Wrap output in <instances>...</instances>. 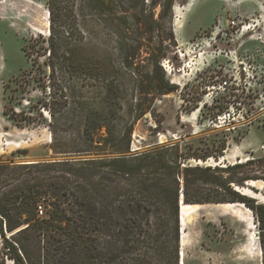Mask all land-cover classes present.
<instances>
[{
  "label": "rangeland",
  "instance_id": "374dc122",
  "mask_svg": "<svg viewBox=\"0 0 264 264\" xmlns=\"http://www.w3.org/2000/svg\"><path fill=\"white\" fill-rule=\"evenodd\" d=\"M190 1L173 0V9L159 18L161 0H114L111 15L93 11L86 0H0V160L43 161L64 157L54 150L82 149L84 118L97 106L104 108L116 134L129 126L137 76L121 63L127 24L120 16L133 2L153 9L160 23L138 38L133 68L145 79L150 52L162 48L159 67L176 90L142 103L130 151L177 148L193 164L243 163L231 172L233 178L248 176L262 187L248 180L236 186L257 194L259 198L245 196L264 204V0H193L188 5ZM181 24L182 38L177 39L174 28ZM49 35L59 50L76 41L73 55L96 64L100 72L77 68L69 73L61 62L54 70L46 68L39 45L45 46ZM50 95L53 115L45 105ZM97 132L96 137L107 135L105 127ZM95 144L105 151L112 146L103 140ZM208 153L213 155L206 160L193 157ZM200 205L183 226L184 264H263L249 208ZM0 264H12L1 238Z\"/></svg>",
  "mask_w": 264,
  "mask_h": 264
},
{
  "label": "trees",
  "instance_id": "16d2710c",
  "mask_svg": "<svg viewBox=\"0 0 264 264\" xmlns=\"http://www.w3.org/2000/svg\"><path fill=\"white\" fill-rule=\"evenodd\" d=\"M86 2L100 15L115 13L114 0ZM159 8L160 18L162 12L173 9V0H161ZM120 18L127 24L121 63L137 76L130 124L116 134L104 108L97 106L84 118L82 149L54 150L64 157L43 161L0 160V238L6 256L12 264H180L181 194L185 204L242 203L255 216L264 251V204L234 188L253 180L233 178L231 172L243 163L193 164L185 161L191 156H183L177 148L130 151L132 126L143 114L142 103L155 94L172 93L176 86L159 67L165 56L162 48L150 52L145 79H139L140 72L133 68L139 55L138 38L154 24L160 27L153 9L146 11L130 2ZM45 43L39 47H44L46 68L54 70L61 62L69 73L77 68L89 74L100 72L96 64L79 62L73 55L79 46L76 41H67L61 50L53 35ZM53 101L50 95L45 104L51 115ZM101 127L107 135L96 137ZM117 137L119 143L113 144ZM100 140L110 142L111 150L95 144ZM210 155L193 157L206 160ZM204 185L212 190L206 191Z\"/></svg>",
  "mask_w": 264,
  "mask_h": 264
},
{
  "label": "bare ground",
  "instance_id": "6f19581e",
  "mask_svg": "<svg viewBox=\"0 0 264 264\" xmlns=\"http://www.w3.org/2000/svg\"><path fill=\"white\" fill-rule=\"evenodd\" d=\"M177 10V9H176ZM167 66V65H166ZM168 67V66H167ZM247 184L260 188L262 187V184L260 183L259 180H250L247 182ZM236 186V185H235ZM235 190H237L238 192H240L241 194L247 195V196H251L254 198H259V196L255 193H252L251 191H249L246 188L243 187H235ZM239 204L241 205L242 203H224V204H216V205H223V206H233ZM202 205L200 204H183L182 202H180V209H179V220H180V225H181V236H180V240L181 243L180 246L182 248V250L180 251V264H184V251H183V246H185V232H184V228L183 226L185 225L188 216L197 211Z\"/></svg>",
  "mask_w": 264,
  "mask_h": 264
},
{
  "label": "crops",
  "instance_id": "0c3cea01",
  "mask_svg": "<svg viewBox=\"0 0 264 264\" xmlns=\"http://www.w3.org/2000/svg\"><path fill=\"white\" fill-rule=\"evenodd\" d=\"M191 1H193V0H191ZM191 1L188 3V5H189V4H193V2H191ZM188 5L183 6V8L186 9ZM191 6H192V5H191ZM191 6H190V7H191ZM183 11H186V10H183ZM182 13H183V12H182ZM174 14L177 15V12H176L175 8H174ZM181 29H182V24H181V27H180L179 29L176 30V29L174 28V34H175V36H176L177 39L182 38Z\"/></svg>",
  "mask_w": 264,
  "mask_h": 264
},
{
  "label": "built area",
  "instance_id": "2783aa9c",
  "mask_svg": "<svg viewBox=\"0 0 264 264\" xmlns=\"http://www.w3.org/2000/svg\"><path fill=\"white\" fill-rule=\"evenodd\" d=\"M231 27L234 28L236 27V22L235 21H232L231 22ZM236 30H238V27H236ZM222 31V30H221ZM224 88V85L222 86Z\"/></svg>",
  "mask_w": 264,
  "mask_h": 264
},
{
  "label": "water",
  "instance_id": "95a60500",
  "mask_svg": "<svg viewBox=\"0 0 264 264\" xmlns=\"http://www.w3.org/2000/svg\"><path fill=\"white\" fill-rule=\"evenodd\" d=\"M240 193V192H239ZM180 202H182L183 204H185L184 202H183V200H182V194H181V196H180V200H179V208H180ZM179 218H180V216H179ZM180 221V220H179ZM181 227V226H180ZM182 250V248L180 247V251ZM180 262V261H179Z\"/></svg>",
  "mask_w": 264,
  "mask_h": 264
}]
</instances>
